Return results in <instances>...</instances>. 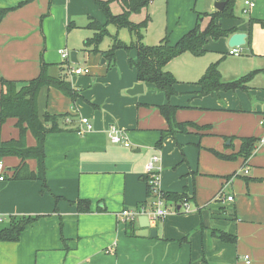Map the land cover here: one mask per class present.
Listing matches in <instances>:
<instances>
[{"label": "crops", "instance_id": "0c3cea01", "mask_svg": "<svg viewBox=\"0 0 264 264\" xmlns=\"http://www.w3.org/2000/svg\"><path fill=\"white\" fill-rule=\"evenodd\" d=\"M22 1L25 0H0V8ZM37 1L30 0L9 11L0 22V78L28 80L40 72V46L26 41L27 34L35 28L23 14L25 7ZM41 1L38 14L51 8L52 15L48 18L52 19L53 11L60 10L55 22L60 32L65 26L68 30L79 27L73 18L86 16L87 29L91 17L102 23L106 21L94 0ZM254 1L247 18L236 14L237 19L228 20L226 26H237V32L248 34L244 46L250 54L244 60L245 65L226 77L221 72L222 79L230 82L257 70L245 88L199 96L195 82L203 75L195 81L176 77L177 93L170 98L149 83H144V93L151 90L165 97H142L127 93L140 82L135 68L128 62L129 57H137L136 49L128 54L130 71L121 62L120 54L123 75L119 70L106 74L110 68L102 70L100 75H92L91 71L71 74L82 77L77 83L69 79V69L88 67L71 66L74 63L71 58L63 59L60 69L66 67L67 78L81 95L73 101L57 88L44 87L38 98L39 114L71 112L76 117L72 122L63 121L61 131L47 135L45 166L49 190H44L42 179L12 178L21 163L19 157L2 159L5 168L0 175L3 172L5 178L0 179V231L10 226L11 215L40 217L27 226L20 240H0V264H264V144L261 142L264 140V0ZM216 10L213 6L212 12ZM144 16L145 13L139 17ZM47 21L46 18L44 31L50 34ZM208 21L206 17V24ZM181 34L171 42H176ZM229 38L221 39L229 46ZM188 53L171 60L167 69L175 59ZM91 54L103 57L100 52ZM105 60L103 65L108 63ZM191 62L190 74L197 72L201 64L198 60ZM109 63L111 70L116 68V62ZM48 72L51 76L61 74L53 66ZM183 102L190 112L179 111ZM166 103L178 107V121L208 125L207 129L191 128L189 133L167 135L158 147L161 131L169 126L159 109ZM82 116L90 118L94 125L85 134L78 133ZM16 121L9 118L5 123L0 122V140L19 137ZM111 124L127 130L130 147L110 141L107 130ZM245 137L260 139L248 159L241 155L223 159L213 152L236 154ZM27 144H37L30 130ZM154 154L161 158L158 163L161 190L181 191L187 186L188 192L193 193L190 210L176 209L170 204V213L151 224L158 229L157 237L129 236L128 221L119 214L148 201L146 166ZM27 163L31 171H39L36 159H28ZM54 195L60 199L57 201ZM228 196L233 199L227 200ZM81 199L89 200L90 211L78 209L77 202ZM134 226L136 231L140 228L138 219L134 220ZM217 230L235 235L236 242L223 241Z\"/></svg>", "mask_w": 264, "mask_h": 264}, {"label": "trees", "instance_id": "16d2710c", "mask_svg": "<svg viewBox=\"0 0 264 264\" xmlns=\"http://www.w3.org/2000/svg\"><path fill=\"white\" fill-rule=\"evenodd\" d=\"M30 0H25L12 7L0 8V22L5 15L18 7L23 6ZM152 0H94L106 16V22L102 23L91 17L87 27L93 31V36L86 41V50L89 52H100L108 62H113L116 52L124 49L130 52L133 49L137 51V57H129V65L135 68L137 79L143 83L154 85L158 91L165 92L170 98L177 93L176 85L179 80L174 73L166 69L168 63L183 53L189 52L196 56L204 55L207 51V45L211 40L230 37L237 32V26L226 27L225 20L237 19L235 13L236 0H227L224 10L214 12H205L198 15L196 25L183 34L175 43H171L168 36L163 38L160 43L150 45L144 43L145 33L151 22V16L147 9ZM119 4L120 11L115 13L113 5ZM145 13V16L139 20L136 18ZM203 17H208V23L203 26ZM115 24L118 28H128L135 36V39L129 44L115 36L113 45L108 50L99 49V44L110 34L108 25ZM251 25V24H250ZM73 26V24H70ZM251 28V26H250ZM66 67H61L59 76H51L48 72V63L41 61L39 74L28 80H13L5 77L0 78V122L5 123L9 118H15L16 126L19 128L18 138L10 140H0V161L7 156H17L21 163L15 168L13 179H42L44 181V190H49L46 181L45 166V144L49 133L62 130L63 121L72 120L76 117L71 112L62 114H52L46 111L42 116L39 114L38 98L42 88H57L62 93L70 97L73 101L80 97V92L67 78ZM252 71L240 78L225 82L222 79L220 71V61L211 63L203 76L195 82L199 90V96H205L219 91L237 90L245 88L246 83L257 73ZM177 106L171 103L160 105L159 109L168 123V128L161 131V137L157 142L158 147L167 135L176 133H189V129H207L208 125H198L193 121H178L176 118ZM67 123V122H66ZM31 131L36 138L37 144L29 146L27 144V132ZM242 146L236 154H225L216 150L213 152L223 159H234L241 155L248 159L254 152L255 145L260 141L257 137H245L242 139ZM36 159L39 164V171H31L27 163L28 159ZM148 181V178L146 177ZM55 196V195H54ZM164 197L169 204H173L177 209L184 202H191L193 196H189L187 191L183 193L164 192ZM56 200L60 199L55 196ZM153 197L148 183V201L141 206L150 207ZM78 209L81 212L90 211L89 200H79ZM39 215L29 216H10V226L0 231L1 241H18L22 232L27 226L36 221ZM218 236L225 242H236V236L223 230H217ZM214 232V233H216ZM126 233L129 236L136 235L134 221H128L126 224Z\"/></svg>", "mask_w": 264, "mask_h": 264}, {"label": "rangeland", "instance_id": "374dc122", "mask_svg": "<svg viewBox=\"0 0 264 264\" xmlns=\"http://www.w3.org/2000/svg\"><path fill=\"white\" fill-rule=\"evenodd\" d=\"M216 2H218V0H152L149 8L147 9L149 10V14L152 20L147 30L145 39L143 40L144 43L158 44L166 36H168L170 42L173 41L177 34L188 31L195 26V23H197L196 21L198 20L199 12H212L213 6L215 7ZM41 4L42 1L39 0L31 6L25 7L27 9L23 14H25L27 19L30 18L28 19V22L35 28V30H32L27 34L28 36L26 38V41L33 46H40V49L38 51V59H40V61H47L48 69L53 66V68L57 69L58 72H61L60 65L63 63L64 58L61 56L59 50L64 49L69 52L77 51V53H79V62L72 63L71 66H87L91 71L90 74L92 75H100V72L102 70L106 71L109 68L110 70H108L106 74H109L113 70H119L121 75H123L122 64H120V54L122 55L121 62H123L124 66H126V69L130 71L129 65L127 63V58L129 56L128 54L131 53L132 50L130 52L126 50L124 51V49L119 50L115 57L116 68L111 70V63L108 62L105 65L102 64L103 59H105L104 57H101L97 54L90 55V52L88 50H85V42L93 36V31L85 27L87 23L86 16L73 18V20L76 22V24H78L79 27L68 30L67 26H65L64 29H62V32H60L57 24L55 23L57 20L56 18H58L60 14V10L53 11V18L49 19L52 15V13L50 14L51 8H47L43 13L38 14L37 10L41 7ZM96 7L98 11L103 13V11L97 4ZM242 8V0H236L235 13L243 18H247L248 14L244 13ZM120 9L121 8L119 4L113 5V11L115 13L119 12ZM46 18L48 20L47 24L50 28V34H46L44 31V21ZM31 19H33L32 23ZM136 19L139 20L141 18L137 17ZM203 19L205 21V23L203 21V24L206 25V17H203ZM228 22V20H225L224 25L227 26ZM191 23L193 24L191 28L184 27L188 24L191 25ZM108 29L110 34L107 35L99 44V49L101 50H108L113 45L115 36H118L122 41L128 44L135 39V36L130 32L128 28H118L115 24L111 23L108 25ZM39 30H41V37L40 35H38ZM230 48V46L225 45L222 39L211 40L208 45V53L206 52L201 56H195L191 53H188L183 57L181 56L179 59H175L170 64L171 66H168V69H172L171 71H173L176 77L180 78L181 80L189 81L187 79H192L191 81H195L203 75L205 69L210 63L220 61V70L224 73V75H222L225 77L229 76L230 73H232L236 69H240L245 65L244 60H246V58H248V55L250 54V52L247 51V47L243 45L241 48L243 53L241 55L231 56L230 54L226 53L228 50H230ZM94 56L95 60L93 59ZM191 60H198L201 62V64L199 65V70H197V72H193L190 74L188 70L192 68ZM202 68L203 70L202 72H200V69ZM73 76H75V78ZM186 76H188L189 78ZM68 77L69 79H75V83H77L79 79L82 78L81 76L71 74ZM119 77L120 74L117 76V78ZM141 96L165 97L164 94L156 93L151 90H147L144 94H141ZM184 103L186 102L180 103L183 105H179V111L190 112L189 110L191 109H188L186 106H184ZM187 146L196 148L195 145ZM186 191L190 196L193 194H190L188 192L187 186H184L181 191L172 192L183 193Z\"/></svg>", "mask_w": 264, "mask_h": 264}, {"label": "built area", "instance_id": "2783aa9c", "mask_svg": "<svg viewBox=\"0 0 264 264\" xmlns=\"http://www.w3.org/2000/svg\"><path fill=\"white\" fill-rule=\"evenodd\" d=\"M243 2V12L246 14H249L250 10L255 6L254 0H242ZM242 46L239 47H231L228 54L238 56L241 55L242 52ZM63 58L68 59L70 58V52L67 50H61L60 51ZM70 74H87L90 73L89 68H71L69 69ZM80 127L78 129V133L85 134L87 132H90L94 129V125L91 122L90 118L82 116L80 119ZM262 123H264L262 121ZM108 137L110 141L114 144H123L126 147H130L132 142L130 140V137L128 135V132L126 129L121 128L117 124H111L107 130ZM262 144H264V140H261ZM160 155L154 154L151 156L150 160L147 163L146 166V172H147V178L148 183L150 187V192L153 197L152 205L150 207L146 206H139L134 209H124L120 212L119 215L123 217V219L127 221H134L138 219L139 216L147 214L151 224L160 221L161 219L165 218L171 211L170 204L166 201L164 197V192L160 188V167L158 166V163L160 162ZM4 164L0 161V171L4 170ZM244 171L247 173L248 169H244ZM0 175V179L3 180L5 176L3 175V172ZM233 196H228L227 200H232ZM181 208H183L185 211L190 210V203L188 201L184 202L181 205ZM248 258V256H247Z\"/></svg>", "mask_w": 264, "mask_h": 264}, {"label": "water", "instance_id": "95a60500", "mask_svg": "<svg viewBox=\"0 0 264 264\" xmlns=\"http://www.w3.org/2000/svg\"><path fill=\"white\" fill-rule=\"evenodd\" d=\"M227 4V0L216 2L215 6L217 10H224ZM248 34L245 32H235L229 38V46L230 47H239L247 44ZM71 61L74 63H78V53L77 51L70 52ZM106 60L103 59V63ZM144 83L137 82L131 88L127 90V93L130 95H138L144 93ZM181 207L179 206L178 209ZM140 228L136 231V235L140 237H151L155 238L158 235V229L151 225L150 219L147 214L141 215L138 218Z\"/></svg>", "mask_w": 264, "mask_h": 264}]
</instances>
